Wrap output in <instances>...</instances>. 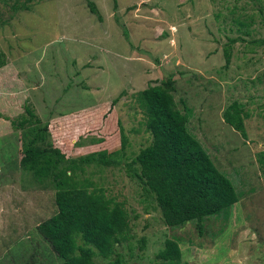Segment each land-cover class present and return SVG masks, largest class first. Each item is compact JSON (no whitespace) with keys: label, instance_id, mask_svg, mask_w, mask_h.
Masks as SVG:
<instances>
[{"label":"rangeland","instance_id":"rangeland-1","mask_svg":"<svg viewBox=\"0 0 264 264\" xmlns=\"http://www.w3.org/2000/svg\"><path fill=\"white\" fill-rule=\"evenodd\" d=\"M92 1L101 19L85 0H40L19 11L14 0H0V264L60 262L36 228L56 211L54 188L20 166L37 131L36 125L16 128L25 105L44 123L106 104L133 158L151 141L137 92L168 73L190 132L240 198L227 219L208 216L201 230L196 221L170 227L152 195L123 167L101 175L88 171L128 213L127 238L109 259L120 254L126 264H164L156 254L166 238H176L182 263L264 264V169L256 158L264 150V0H117L116 8L113 0ZM231 38L236 41L226 64L223 49ZM233 101L247 114L246 138L223 120ZM96 116L90 122L75 117L69 125L118 147L117 121L115 134L103 135ZM71 143H61L69 154ZM93 259L109 260L96 252Z\"/></svg>","mask_w":264,"mask_h":264},{"label":"trees","instance_id":"trees-1","mask_svg":"<svg viewBox=\"0 0 264 264\" xmlns=\"http://www.w3.org/2000/svg\"><path fill=\"white\" fill-rule=\"evenodd\" d=\"M35 1L40 0H14L13 9L29 10ZM85 2L89 11L101 19L94 1ZM116 6L117 0H113V7ZM123 34L128 39L126 29ZM235 41L231 38L224 46L226 64L231 57L230 46ZM261 42L264 45V39ZM174 91L175 80L168 73L160 83L148 84L137 92V100L146 113L145 130L151 135V141L133 158L125 153L128 140L118 121L121 154L87 158L83 162L122 166L126 177L136 179L143 191L152 195L167 226L196 221L201 230L202 222L208 216L223 213L227 219L230 207L238 202L240 194L190 132L186 114L177 108ZM24 108L25 115L17 121L16 128L36 125L37 131L28 142L20 166L24 171L33 172L39 181H51L56 205V211L38 223L37 231L59 257L57 264H96L95 252L109 259L115 253V246L127 238L129 231L128 213L123 202L109 194V187L79 181L73 168L71 175L62 172L59 165L65 154L53 142L49 120L43 123L34 108L28 105ZM246 118L243 106L237 101L231 102L223 112L224 122L243 138L247 137ZM256 158L264 169V150L259 151ZM78 238L82 244H78ZM156 256L164 264H186L181 262L182 251L176 238H166ZM103 264L126 262L116 254Z\"/></svg>","mask_w":264,"mask_h":264},{"label":"crops","instance_id":"crops-1","mask_svg":"<svg viewBox=\"0 0 264 264\" xmlns=\"http://www.w3.org/2000/svg\"><path fill=\"white\" fill-rule=\"evenodd\" d=\"M107 109V105L104 104V106L96 107L95 110L89 107L87 109H82V112L79 111L64 115H53L50 119H48L50 131L52 132L53 137L56 139L55 146L59 147L65 154V158L59 165L60 170H62V172L65 171L68 175H71V170L73 168L74 171L78 173V179H80L79 181L90 183L91 186H101L102 184L101 181H97L96 179L92 181L90 176L87 175L88 171H93L98 174L103 171L111 172L114 171V169H119V171H121L122 166H104L99 164L97 161H93L92 163H84L83 160L87 158L118 156L121 147L119 144H116V146L118 147H113L114 142L106 143L103 137L94 136L88 132L81 135L80 133H78L80 132V130L77 131V129H75V126H72V128L69 124L70 121L75 117L81 119L84 117H88L90 122V118L97 119L96 115L100 114V119L103 124V135L104 133L106 134V132L109 131L112 132L113 136L115 134L114 127L116 128L118 126V124H116V122L114 123L113 121H117L118 123V119L114 120L113 109H111L110 111H108ZM96 122L97 121L95 120V123ZM67 127H70V129ZM65 140L72 141L70 146L71 155L62 147L61 143ZM74 148H76L75 153H73ZM62 177H64V175H62Z\"/></svg>","mask_w":264,"mask_h":264}]
</instances>
